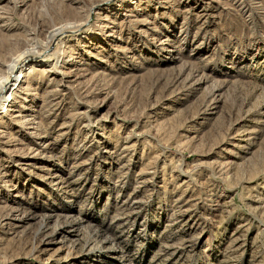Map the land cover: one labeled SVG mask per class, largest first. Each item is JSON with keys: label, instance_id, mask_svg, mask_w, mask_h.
Listing matches in <instances>:
<instances>
[{"label": "rangeland", "instance_id": "obj_1", "mask_svg": "<svg viewBox=\"0 0 264 264\" xmlns=\"http://www.w3.org/2000/svg\"><path fill=\"white\" fill-rule=\"evenodd\" d=\"M0 264H264V0H0Z\"/></svg>", "mask_w": 264, "mask_h": 264}]
</instances>
